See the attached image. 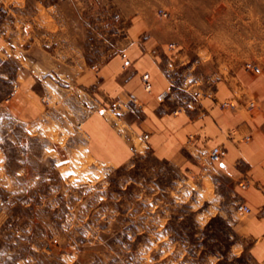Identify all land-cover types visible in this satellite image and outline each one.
<instances>
[{
  "label": "rangeland",
  "instance_id": "rangeland-1",
  "mask_svg": "<svg viewBox=\"0 0 264 264\" xmlns=\"http://www.w3.org/2000/svg\"><path fill=\"white\" fill-rule=\"evenodd\" d=\"M69 1L0 0V33L26 25L22 51L54 49L66 65L91 64L114 52L113 36L122 35L131 12L152 11L157 19L163 9L162 36L175 45L181 84H194L192 101L228 89L216 106L241 111L247 132L230 130L227 137L250 155H264V0H71L82 5L72 10ZM51 21L97 23L99 37L83 25L85 45L65 46L58 32L45 38ZM17 67L0 59V264H264L237 231L251 214L237 208L258 181L244 175L234 182L219 170L221 161L211 164L201 154L187 167L146 152L116 168L93 164L79 150L80 124L69 119L80 100L45 96L49 113L40 121L15 116ZM69 75L47 76L70 90ZM225 101L233 108H221ZM262 157L247 158L242 169L262 160L264 187Z\"/></svg>",
  "mask_w": 264,
  "mask_h": 264
},
{
  "label": "crops",
  "instance_id": "crops-1",
  "mask_svg": "<svg viewBox=\"0 0 264 264\" xmlns=\"http://www.w3.org/2000/svg\"><path fill=\"white\" fill-rule=\"evenodd\" d=\"M68 8L79 9L82 5L75 7L72 2ZM156 16L157 19L152 11L146 14L131 12L122 35L113 36L114 52L104 58L93 57L91 64L82 59L81 65H72L73 60L66 65L67 59L56 54L54 49L52 54L49 49L34 51V46L22 51V33L26 25L15 24L12 33H0L1 61L13 60L18 64L13 76L16 87L14 114L23 116L29 123L38 122L49 113L42 104L45 96L53 99L65 94L68 100L70 96L80 100L82 106L76 113L70 111L71 101L67 98L63 105L70 111L69 119L80 124L77 137L83 144L79 150L93 164L101 166L120 167L131 162L137 154L146 152L159 161L187 167L199 154L206 158L210 148L220 146L225 151L219 165L222 174L234 182L244 175L258 181L243 195V201L251 206L252 212L237 225V231L250 243L248 251L253 259L262 263L264 187L259 167L262 160L246 170L242 169V162L256 156L263 159L264 155L261 151L250 155L244 146L227 137L230 130L237 129L238 135L247 132L241 111H222L216 106L214 99L228 96V89H217L213 96L200 103L192 101L194 84L190 79L181 84L180 58L175 54V45L172 49L170 45L173 44L167 43L162 36L163 23L160 21L163 18L157 13ZM84 24L51 21L45 24V38H54L58 32L65 38H62V45H85L86 38L80 30ZM84 26L95 39L99 37L97 23ZM65 31H70L71 39L66 40ZM54 74L57 77L70 74L75 80L71 91L49 80L47 75L55 79ZM144 75L148 76L149 90L143 85ZM163 94L165 98L158 101ZM53 122L56 124L57 120L53 118Z\"/></svg>",
  "mask_w": 264,
  "mask_h": 264
},
{
  "label": "built area",
  "instance_id": "built-area-1",
  "mask_svg": "<svg viewBox=\"0 0 264 264\" xmlns=\"http://www.w3.org/2000/svg\"><path fill=\"white\" fill-rule=\"evenodd\" d=\"M157 15L160 18H166L168 14L164 10H158ZM170 47L172 49L174 48L173 45H170ZM128 64L129 63L126 62V65H128ZM246 68L249 70H252V71L257 70V67L255 65L250 64V63L246 64ZM142 81H143V85H144L145 89L149 90L148 76L144 75L142 77ZM164 96L165 95H160L158 97V101H161L164 98ZM220 107L221 108H227V109L233 108V104L225 101V102L220 104ZM224 154H225V151L223 148H221L220 146H214V147L210 148L207 152L208 162L211 164H215V163L222 160V158L224 157ZM242 187H245V185H242ZM237 212L239 214H242V215H249L251 213V209L246 204H241L238 206ZM261 217L264 219V209L261 212Z\"/></svg>",
  "mask_w": 264,
  "mask_h": 264
}]
</instances>
